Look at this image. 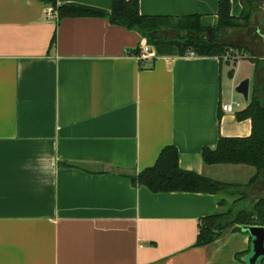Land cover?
Here are the masks:
<instances>
[{
	"label": "crops",
	"instance_id": "0c3cea01",
	"mask_svg": "<svg viewBox=\"0 0 264 264\" xmlns=\"http://www.w3.org/2000/svg\"><path fill=\"white\" fill-rule=\"evenodd\" d=\"M138 1L143 16L219 24V0ZM57 2L112 8V0ZM229 2L240 17L243 1ZM248 35L224 30L220 40L264 49L263 34ZM145 46L154 48L107 17L60 19L40 0H0V264H245L248 234L195 246L201 220L221 210L220 194L153 193L132 177L174 146L185 171L250 181L253 167L209 166L202 155L220 138L252 133L251 120L237 117L249 101L235 97L249 78L239 77V64L249 60L230 65L192 52L139 60ZM258 187L250 203L264 194V176Z\"/></svg>",
	"mask_w": 264,
	"mask_h": 264
},
{
	"label": "trees",
	"instance_id": "16d2710c",
	"mask_svg": "<svg viewBox=\"0 0 264 264\" xmlns=\"http://www.w3.org/2000/svg\"><path fill=\"white\" fill-rule=\"evenodd\" d=\"M40 1L51 5L60 19L107 17L114 25L137 30L149 39V44L154 46L159 56H184L192 52L199 56L218 57L222 60L233 49L241 51L244 49L249 53L248 60L254 64V82L249 103L237 114V117L240 120H251L252 133L246 138H220L215 150L206 148L202 155L204 163L209 166L227 164L253 167L256 173L250 181L243 185L226 184L185 171L179 166V152L174 146L165 147L154 166L132 177L134 185L145 186L153 193L220 194L226 192L229 197L238 196L236 203L242 206L250 196L249 192L257 189L264 176V58L247 47H236L224 43L220 37L224 30L249 32L255 9L251 0H242L243 13L237 18L231 15L229 0H219V24L214 30L204 29L198 15L181 18L143 16L139 12L138 0H112L110 12L75 4L59 5L57 0ZM168 29L179 32L180 37L177 41L165 43L154 41L157 32ZM251 200L247 202V206L232 213L230 210H223L226 199H221L219 201L221 210L201 220L195 246L215 245L226 235L235 232L250 236L244 230L245 227L255 223L264 226V194H258L255 202L250 203ZM245 254L240 253L237 258H243Z\"/></svg>",
	"mask_w": 264,
	"mask_h": 264
},
{
	"label": "rangeland",
	"instance_id": "374dc122",
	"mask_svg": "<svg viewBox=\"0 0 264 264\" xmlns=\"http://www.w3.org/2000/svg\"><path fill=\"white\" fill-rule=\"evenodd\" d=\"M251 3L254 5L255 9H254V15H258V21H256V25L252 26L249 30V34L252 36L247 37V41H251V40H256V39H260V33L264 35V0H251ZM257 30H260L259 34L257 32ZM180 37L179 32H177L176 30H165L164 32H157L154 38V41H158L160 43H165V42H172V41H177V39ZM258 37V38H257ZM246 39V38H245ZM247 42H243V44H246ZM237 47V46H236ZM242 48H245L244 46H242ZM263 44L262 42L260 43V45L257 48V54L261 55L263 53ZM249 53L245 52L244 49L241 50H231L229 52V54L227 56L223 57V61L225 63H228L230 65L235 64L237 61H239L240 59L249 58ZM239 68H240V78L242 77V75H244L245 73L249 74V79L251 81V84L253 83V72H254V68H252V65L249 61L244 60L243 62H241L239 64ZM242 80L239 81V83ZM252 87V85H251ZM252 89V88H251ZM235 97L236 100L241 102L242 106H245L246 102L244 100V98L237 94L235 92ZM227 179H233L232 181L238 182V183H248L249 181V177L245 176V173L239 177H235V178H227ZM239 184V185H240ZM242 184V185H243ZM257 188H259L257 186ZM254 192L250 191L249 192V197L248 199L245 201V203L242 204V206L237 205L238 203H236V201L232 202V199L229 197V194H227L226 192H221L220 193V197L221 199H226V206L225 209L223 208V210H230L232 211V213H234L237 209L242 208L244 206H247V202H249L251 200V195H253ZM245 204V205H244Z\"/></svg>",
	"mask_w": 264,
	"mask_h": 264
},
{
	"label": "water",
	"instance_id": "95a60500",
	"mask_svg": "<svg viewBox=\"0 0 264 264\" xmlns=\"http://www.w3.org/2000/svg\"><path fill=\"white\" fill-rule=\"evenodd\" d=\"M235 92L241 95L245 102L249 101L250 80H243L236 88ZM251 236L250 252L244 257L245 264H263L264 261V226L255 223L244 228Z\"/></svg>",
	"mask_w": 264,
	"mask_h": 264
},
{
	"label": "built area",
	"instance_id": "2783aa9c",
	"mask_svg": "<svg viewBox=\"0 0 264 264\" xmlns=\"http://www.w3.org/2000/svg\"><path fill=\"white\" fill-rule=\"evenodd\" d=\"M53 12L52 9L49 10L48 14L51 15ZM157 56L156 50L150 46H145L142 50L141 53L138 56L139 60H148L151 58H155ZM234 105L239 106V103L236 104H226L222 106V110L225 112H233L234 111Z\"/></svg>",
	"mask_w": 264,
	"mask_h": 264
}]
</instances>
